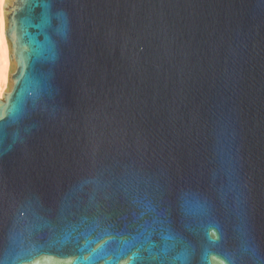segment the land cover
<instances>
[{
	"label": "water",
	"instance_id": "95a60500",
	"mask_svg": "<svg viewBox=\"0 0 264 264\" xmlns=\"http://www.w3.org/2000/svg\"><path fill=\"white\" fill-rule=\"evenodd\" d=\"M0 264H264V0H2Z\"/></svg>",
	"mask_w": 264,
	"mask_h": 264
},
{
	"label": "bare ground",
	"instance_id": "6f19581e",
	"mask_svg": "<svg viewBox=\"0 0 264 264\" xmlns=\"http://www.w3.org/2000/svg\"><path fill=\"white\" fill-rule=\"evenodd\" d=\"M1 4L2 0H0V99H2V95L6 89V78L8 73L7 46L3 35Z\"/></svg>",
	"mask_w": 264,
	"mask_h": 264
}]
</instances>
